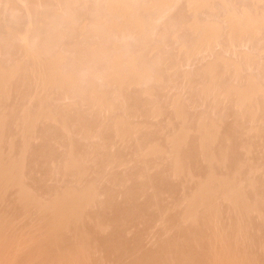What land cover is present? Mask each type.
I'll return each mask as SVG.
<instances>
[{"label":"bare ground","instance_id":"1","mask_svg":"<svg viewBox=\"0 0 264 264\" xmlns=\"http://www.w3.org/2000/svg\"><path fill=\"white\" fill-rule=\"evenodd\" d=\"M263 144L264 0H0V264H264Z\"/></svg>","mask_w":264,"mask_h":264},{"label":"rangeland","instance_id":"2","mask_svg":"<svg viewBox=\"0 0 264 264\" xmlns=\"http://www.w3.org/2000/svg\"><path fill=\"white\" fill-rule=\"evenodd\" d=\"M247 1L249 2V0H247ZM218 49H219V48H218ZM220 49H221V48H220ZM217 51H219V50H217V48H216V52H217ZM220 51H222V50H220ZM216 52H215V53H216ZM219 53H221V52H219ZM227 109H228V111H230V110H232L233 108H232L231 106H228ZM229 121H231V118L226 119V120H225V123H229ZM15 139H18V138H14V140H15ZM15 141H16V140H15ZM15 141H14V142H15ZM18 141H19V139H18ZM79 141H80V140H79ZM15 143H16V142H15ZM80 143H81V142H80ZM82 144H83V143H82ZM83 145H84V144H83ZM78 147H80L79 144H78ZM81 147H82V146H81ZM258 148H259V149H257L256 152H255L256 156H259L260 151H261L260 149L264 148V144L261 145V146L258 147ZM60 150H61V149H60ZM62 150H63V149H62ZM63 151H64V150H63ZM59 152H60V151H59ZM64 152H65V151H64ZM60 153H61V152H60ZM57 154H58V153H56V155H57ZM59 155H60V154H58V156H59ZM62 155H63V153H62ZM62 155H61V157H62ZM58 156H56V157H58ZM59 157H60V156H59ZM36 166H37V165H36ZM38 166H39V165H38ZM38 166H37V169H38L39 167L41 168V166H39V167H38ZM35 169H36V168H35ZM35 169H34V170H35ZM118 170H120V169H118ZM118 170H117V173L122 172V170H121V171H118ZM136 170H137V169H136ZM136 170H134V171L136 172ZM37 171H39V170H37ZM132 171H133V169H132ZM132 171H131V173H132ZM38 173H40V171H39ZM152 173H153V172H152ZM40 174H41V173H40ZM133 174H134V172H133ZM153 174H154V173H153ZM255 175H256V176H259L258 174H255ZM46 182H47V181H46ZM142 199H145V197L141 198V200H142ZM141 200H140V201H141ZM110 215H111V214H110ZM174 215H175V214H174ZM167 216H170V215L168 214ZM169 218H170V217L167 218L168 220H165V219H166V217H165V218L163 219L164 222L169 221ZM170 219H172V217H171ZM137 224H138V223H137ZM137 224H136V225H137ZM138 225H139V224H138ZM157 228H158V226H157ZM157 228L155 227V229H157ZM150 229H151V228H150ZM152 229H154V228H152ZM262 229H264V226H262ZM153 234H154V233H153ZM130 237H131V236H129V238H130ZM149 237H150V238H149V240H148L146 237L143 236V237L141 238L142 240H140V242H138L137 240H139V239H138L137 237L134 238V237L132 236V239L130 238L129 241H128L127 239H125L126 241L124 240V242H126V244H127L128 242H130V244H132V243H137V242H138V244H133V247H132V245H130V246H131L132 248H134L135 245H137V247H141V246H138V245H140L139 243H143V242L145 241V240H144V238H145L148 242L145 241V242H146L145 245H146L147 247L144 245V246H145L144 248H148L149 246H148L147 244L149 243V245H150L151 240H152V242L154 241V239H155V241H156V237H151V235H150ZM126 238H127V237H126ZM129 238H128V239H129ZM133 238H134L135 240L137 239V240H136L137 242H134L135 240H133ZM131 240H133L132 243H131ZM124 242H123V243H124ZM145 242H144V243H145ZM152 242H151V243H152ZM144 243H143V244H144ZM143 244H141V245L143 246ZM127 245H129V243H128ZM153 245H155V242H154L153 244H151V247H153ZM128 247H129V246H128ZM151 247H149V248H151ZM154 247H155V246H154Z\"/></svg>","mask_w":264,"mask_h":264}]
</instances>
